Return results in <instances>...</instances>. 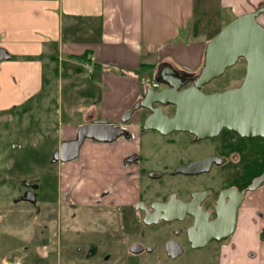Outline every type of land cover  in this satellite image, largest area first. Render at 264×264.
I'll return each instance as SVG.
<instances>
[{"label":"flooded vegetation","instance_id":"obj_1","mask_svg":"<svg viewBox=\"0 0 264 264\" xmlns=\"http://www.w3.org/2000/svg\"><path fill=\"white\" fill-rule=\"evenodd\" d=\"M166 68L154 75L156 89L166 87L161 80ZM172 68L178 75L180 70ZM193 78L181 76L182 87ZM157 109L172 116L175 107L139 106L127 122L121 121L124 113L109 121L126 127L127 135L111 142L92 139L107 145L135 139L133 149L82 155L81 145L70 160L77 162L76 188L61 193L59 205L46 213L52 226L60 227L65 220L62 226L71 231L70 264H264V181L253 185L264 173V138L241 137L226 128L206 138L188 131L144 129L145 119ZM133 126L136 133L130 130ZM144 131L155 132L169 146L180 144L186 154L174 148L167 160L157 163L150 148L155 139L145 148L140 139ZM93 162H105L108 170L100 171L101 164L89 167ZM126 177L127 185L121 182ZM85 179L93 181L95 190H77ZM25 186L20 199L38 209L36 201L24 198L36 191V184ZM48 254L40 252L38 257L46 260Z\"/></svg>","mask_w":264,"mask_h":264},{"label":"crops","instance_id":"obj_2","mask_svg":"<svg viewBox=\"0 0 264 264\" xmlns=\"http://www.w3.org/2000/svg\"><path fill=\"white\" fill-rule=\"evenodd\" d=\"M196 1L0 0V47L10 55L0 60V114L15 110L24 113L32 103L37 107L40 102L38 107L45 110L52 98L48 94L52 88L50 78L54 77L56 106L48 109L54 110L59 142L72 138L80 125L94 119L116 122L140 99L146 87H152L162 60L180 71L195 72L199 68L206 42L221 28L222 19L214 18L215 14L224 10L231 20L264 5V0H216L208 6L202 2L199 15ZM205 8L211 13L208 17ZM84 54L93 57L91 71L85 67ZM63 106L70 112L64 116L68 121H61ZM130 130L136 133L135 126ZM87 139L90 141L85 142ZM84 142L82 155L93 151L99 155L123 154L135 147V139L121 140L117 145L89 138ZM76 163H57L55 198L50 202L53 204L45 203L46 213L58 204L61 193L76 188ZM87 164H101L100 171L108 170L105 162ZM129 181L127 177L121 179L126 185ZM92 182L83 180L77 190H95ZM34 183L36 189L42 184L38 176ZM44 229L39 230L43 233ZM41 240L42 248L51 254L41 263L50 264L56 255L52 250L59 245L58 237L52 230ZM20 251L21 258L6 254L0 264H26L28 251Z\"/></svg>","mask_w":264,"mask_h":264},{"label":"water","instance_id":"obj_3","mask_svg":"<svg viewBox=\"0 0 264 264\" xmlns=\"http://www.w3.org/2000/svg\"><path fill=\"white\" fill-rule=\"evenodd\" d=\"M259 14H264V5L238 14L206 42L202 67L191 85L182 87L184 83L180 77L193 75L192 72L180 71L175 75L172 67L166 68L165 75L161 76L166 87H146L140 99L124 112L121 121L127 122L139 106L149 107L158 103L161 106L173 105V115L168 116L161 109L157 112L151 110L145 119L144 129L162 134L188 131L206 138L226 128L241 137L264 138V26L257 20ZM8 58L9 53L0 47V60ZM240 58L244 60L245 73L237 85L208 93L201 89L204 84L223 75ZM128 133L122 125L94 119L80 125L72 138L62 140L52 161H69L77 157L86 138L111 142ZM263 181L264 173L254 179L253 185ZM24 198L35 202L36 193L31 192Z\"/></svg>","mask_w":264,"mask_h":264},{"label":"rangeland","instance_id":"obj_4","mask_svg":"<svg viewBox=\"0 0 264 264\" xmlns=\"http://www.w3.org/2000/svg\"><path fill=\"white\" fill-rule=\"evenodd\" d=\"M202 2L208 6L216 0H198V3L196 1L198 8L201 7ZM208 8L204 9L206 17L211 15ZM197 14H202L201 8L198 9ZM218 16L222 19L221 27L230 21L229 14H226L224 10L220 14H215L214 18ZM257 20L264 26V14H259ZM86 61H88L92 70L94 60L88 56ZM86 69L88 70V68ZM244 73L245 63L240 58L234 65L228 67L223 75L204 84L202 90L208 93L233 87L241 81ZM54 75H56V67ZM54 79V77L50 78L52 88L48 95L49 98H52L45 110L38 107L42 103L40 102L37 107H34L35 104L32 103V108L24 113L15 110L11 113L0 114V181H6L4 185L0 182V259L6 254L11 256L15 254L14 257L18 255L21 258L19 251L27 249L28 259L23 257L28 262L26 264H42V260L37 259L40 252H45V249L42 248L41 238L44 234L53 230L57 233L59 245L57 244L58 246L54 247L55 250H52L56 255L52 256L53 259L51 258L50 264H70L68 245L71 239V231L62 226L66 224V221L61 222L60 227H55L52 226V221L49 223L46 219L47 206L45 203L48 205L53 204L50 202L54 201L55 198L53 187L56 188L59 174L58 164L52 162L54 152L60 143L57 139L58 125H55L56 123L53 120L56 119L54 110L48 109L56 106V82L52 84ZM67 98L71 100L70 96H67ZM63 109V119L61 121H68L69 118L64 116L66 113L70 114V112L64 106ZM75 119L76 121L81 120L80 118ZM61 121L58 116L57 123L60 124ZM70 121L74 120L71 119ZM140 139L143 141L145 148L149 147L150 140L155 139L150 148L155 151L153 153L156 155L155 160L157 163L167 160L168 156L174 153V148L179 154H186L183 146L180 144L169 146L166 144V140L161 137L158 138L155 132L144 131ZM89 141L87 139L85 142ZM85 142H83L82 147L86 145ZM67 162H70V160ZM37 176L42 183L39 188H35L38 209L33 204L20 199L27 188L25 186L27 182H34ZM132 179L131 182L134 180ZM143 179L142 177L140 181ZM62 195H64V192ZM44 223H48L49 229H44ZM84 225L85 221L82 219V226ZM41 228L44 229L43 233L39 230ZM72 230H74V227ZM22 252L26 253L25 251ZM10 260H13V258H10Z\"/></svg>","mask_w":264,"mask_h":264},{"label":"trees","instance_id":"obj_5","mask_svg":"<svg viewBox=\"0 0 264 264\" xmlns=\"http://www.w3.org/2000/svg\"><path fill=\"white\" fill-rule=\"evenodd\" d=\"M86 57H88V56L84 54L82 58H86ZM162 64L165 65V64H167V63H166V61H163V60H162L161 62H159L158 66H160V65H162ZM144 65H146V66H148V67H150V68L155 67L154 64H144ZM201 67H202V63H201V65L199 66V68L193 73V74H194V77L199 73Z\"/></svg>","mask_w":264,"mask_h":264},{"label":"built area","instance_id":"obj_6","mask_svg":"<svg viewBox=\"0 0 264 264\" xmlns=\"http://www.w3.org/2000/svg\"><path fill=\"white\" fill-rule=\"evenodd\" d=\"M90 58L92 59L93 57L90 56ZM85 67L88 68V70H91V66L88 64V61L85 63ZM153 86H158V83L157 82H153Z\"/></svg>","mask_w":264,"mask_h":264}]
</instances>
